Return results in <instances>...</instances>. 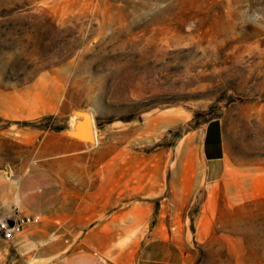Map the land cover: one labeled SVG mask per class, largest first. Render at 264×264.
I'll use <instances>...</instances> for the list:
<instances>
[{
  "label": "rangeland",
  "instance_id": "rangeland-1",
  "mask_svg": "<svg viewBox=\"0 0 264 264\" xmlns=\"http://www.w3.org/2000/svg\"><path fill=\"white\" fill-rule=\"evenodd\" d=\"M86 114L93 147L124 153L120 207L141 242L161 225L187 264H264V0H0V219L15 216L43 136L73 134ZM212 121L229 168L257 176L215 189V206L189 172ZM148 172L151 188H130ZM41 221L0 234V264H59L74 249L55 252L59 227Z\"/></svg>",
  "mask_w": 264,
  "mask_h": 264
},
{
  "label": "crops",
  "instance_id": "crops-1",
  "mask_svg": "<svg viewBox=\"0 0 264 264\" xmlns=\"http://www.w3.org/2000/svg\"><path fill=\"white\" fill-rule=\"evenodd\" d=\"M76 131L81 132L82 127ZM37 153L38 163L18 183L16 214L31 217V221L41 218L39 227L44 232L59 227L56 236L60 239L54 243V251L74 246L59 264L189 262L187 244L164 234L161 225L154 227L153 237L141 242L140 218H131L126 215L130 210L120 207L127 181L122 151L109 153L105 146L95 148L87 138L59 130L43 136ZM197 158L194 170L189 171L190 187L213 190L209 198L213 206L215 189L255 187V174L243 166L229 168L219 122L207 124ZM155 181V173L151 176L148 172L144 184L137 180L129 186L151 188Z\"/></svg>",
  "mask_w": 264,
  "mask_h": 264
},
{
  "label": "built area",
  "instance_id": "built-area-1",
  "mask_svg": "<svg viewBox=\"0 0 264 264\" xmlns=\"http://www.w3.org/2000/svg\"><path fill=\"white\" fill-rule=\"evenodd\" d=\"M9 220L13 221V224H9ZM31 221V217L21 216L15 214L14 217H8L0 219V234L4 239H11L15 234L21 232L23 227Z\"/></svg>",
  "mask_w": 264,
  "mask_h": 264
},
{
  "label": "water",
  "instance_id": "water-1",
  "mask_svg": "<svg viewBox=\"0 0 264 264\" xmlns=\"http://www.w3.org/2000/svg\"><path fill=\"white\" fill-rule=\"evenodd\" d=\"M74 135L80 136L82 138H87V139H92L94 140L95 135H94V127L92 123V118L90 115L86 114L83 121H82V131H74ZM9 224L12 225L13 221L9 220Z\"/></svg>",
  "mask_w": 264,
  "mask_h": 264
},
{
  "label": "trees",
  "instance_id": "trees-1",
  "mask_svg": "<svg viewBox=\"0 0 264 264\" xmlns=\"http://www.w3.org/2000/svg\"><path fill=\"white\" fill-rule=\"evenodd\" d=\"M53 129H54L55 131H59V130H62L63 128L60 127V126H56V127H54Z\"/></svg>",
  "mask_w": 264,
  "mask_h": 264
}]
</instances>
